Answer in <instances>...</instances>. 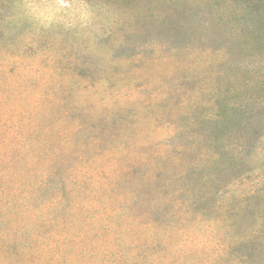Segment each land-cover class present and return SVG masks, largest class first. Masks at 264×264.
I'll use <instances>...</instances> for the list:
<instances>
[{
  "label": "rangeland",
  "instance_id": "374dc122",
  "mask_svg": "<svg viewBox=\"0 0 264 264\" xmlns=\"http://www.w3.org/2000/svg\"><path fill=\"white\" fill-rule=\"evenodd\" d=\"M185 8L190 16L176 29L168 18ZM230 12L221 0H0V136L26 142L22 152L68 158L69 173L124 172L129 165L128 181L109 193L112 175L81 184L95 194L83 201L107 209L113 225L127 186L140 185L138 200L162 203L139 210L141 201L134 202L125 234L96 237L95 224L71 229L69 216L56 235L43 226L40 242L82 240L56 248L64 264H234L226 249L235 239L241 264H264V133L249 158L211 189L203 215L177 206L180 197L168 199L169 179L203 155L204 135H187V123L212 117L224 90L264 73V52L224 55L243 27L225 18ZM227 28L231 33H222ZM249 100L243 105L257 104ZM235 101L241 108V97ZM240 137L231 130L220 140ZM82 209L85 220L92 216ZM72 248L85 253L83 262H72Z\"/></svg>",
  "mask_w": 264,
  "mask_h": 264
},
{
  "label": "trees",
  "instance_id": "16d2710c",
  "mask_svg": "<svg viewBox=\"0 0 264 264\" xmlns=\"http://www.w3.org/2000/svg\"><path fill=\"white\" fill-rule=\"evenodd\" d=\"M193 1L183 0L187 6H192ZM221 2L226 7L232 8V12L225 18L243 22V27L239 30L241 35L235 33L236 41L228 45L224 55L230 59H236L242 52H251V48L262 54L264 52V0H221ZM170 3L174 4L175 0H165V4ZM185 9H187L186 12L175 13L168 18L176 25V29L182 28L190 16L191 9ZM150 18L162 22L166 17L161 14H152ZM223 18L219 16V20L223 21ZM207 30H204L205 36L209 35ZM231 30L232 28H227L222 30V33L226 31L231 33ZM252 79L251 83L242 80L240 88L224 90V94L219 95L222 97L216 101L215 113L212 117L203 116L197 121L198 123L193 121L187 123L185 128L183 127L187 130V135L193 136L196 133L199 136L204 135L205 139L202 141L203 155L198 157V161L175 173L167 183L173 187L172 195L169 194L168 199L174 200L178 197L181 199L176 201L177 206L190 207L193 213L203 215L213 198L211 189L218 190L221 177L232 170L236 163L249 158L254 141H257L264 133V73L255 75ZM240 97L241 108L235 101ZM249 99H254L253 101L257 104L243 105L249 102ZM231 130L240 132L241 137L230 143L220 140ZM24 146L26 142L23 140L0 136V264H64V259L55 252L56 248L65 242L78 244L82 240L76 242L73 236H69L55 241L40 242L37 238L43 226L56 235L57 230L63 229L66 225L64 218L69 216L70 221L75 220L71 229L77 228L79 224L81 228V223L95 224L98 226L96 237L110 232L125 234L130 230L133 222L129 213L134 202L141 201L138 205L139 210L152 206L159 208L162 205L157 201L138 200L137 196L141 189L137 188H141L140 185L136 188L127 186L122 194L125 203L121 209H116L114 212V215L119 217L118 220H121L116 223L117 225H113L110 223V215H106L107 209L99 210L92 206V202L83 201L95 194L81 184L87 177L94 180L102 175H112V182L107 183L109 188L106 189V193H109L128 181L129 165L124 172L114 173L115 169L103 171L94 167L95 171L91 174L79 175L77 171L69 173L65 169L68 158L57 159L54 154L43 155L32 150V147H26L27 151L22 152ZM38 148L41 147L38 146L36 149ZM91 150L94 151L92 147ZM98 156L97 153L94 154L92 160H97ZM179 159L181 158L176 160ZM127 160L131 163L130 160L133 159L127 158ZM249 161L250 159L247 162ZM200 163L204 165L200 167ZM42 165H46V169H42ZM57 169L62 170V173L59 174ZM144 179L145 176L142 178L143 182ZM108 200V204L112 205V200ZM81 209L84 212L88 210V215L92 216L85 220ZM142 211L150 215L148 211ZM73 234L80 233L75 231ZM90 246L95 247V245ZM81 253L83 252H77L75 248H72V256L70 255L72 262L76 259L83 262L85 253L82 255ZM226 255H233L234 264H241V239H235L228 245ZM250 257L251 254L247 253L246 258L249 260Z\"/></svg>",
  "mask_w": 264,
  "mask_h": 264
}]
</instances>
